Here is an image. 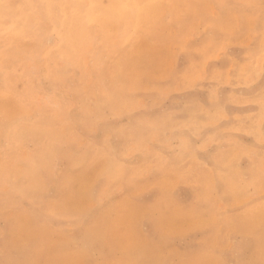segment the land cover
I'll use <instances>...</instances> for the list:
<instances>
[{
    "label": "bare ground",
    "instance_id": "6f19581e",
    "mask_svg": "<svg viewBox=\"0 0 264 264\" xmlns=\"http://www.w3.org/2000/svg\"><path fill=\"white\" fill-rule=\"evenodd\" d=\"M256 1L0 0V97L10 96L16 104L10 117L0 110V129L11 119L9 129H22L25 141L33 140L38 177L51 156L63 164L66 173L62 179L54 176L51 188L36 195L35 264H264V186L252 191L254 198L237 225L223 226L202 207L166 201L153 204L143 188L132 183L126 187L128 180L141 179L148 170L129 163L134 146L126 144L118 156L105 142L110 131L120 133V120L129 118L125 128L131 130L145 121L155 123L157 131L149 139L152 145L170 137L163 135L165 131L172 135L182 128L193 136L183 145L193 147V138L216 116L202 117L199 111L205 106L193 103L186 118L173 126L150 101L177 97L179 75L185 76L191 57L185 46L201 42L218 47L227 37L244 33ZM241 58L235 63L245 71L249 64ZM134 84H139L141 94L131 98ZM100 132L103 141L95 138ZM203 137L202 145L207 148ZM82 138L86 139L83 145ZM239 158H231L228 164L237 175H241L236 165ZM179 167L170 161L163 168L160 181L167 193L175 190L177 180L172 174ZM244 188L234 193L238 204L248 202ZM120 192L122 199L111 200ZM48 198L55 206L53 218L40 207ZM69 229L77 233L75 238L69 236ZM13 241L8 244L14 246L17 239ZM0 261L23 264L9 254H3Z\"/></svg>",
    "mask_w": 264,
    "mask_h": 264
},
{
    "label": "rangeland",
    "instance_id": "374dc122",
    "mask_svg": "<svg viewBox=\"0 0 264 264\" xmlns=\"http://www.w3.org/2000/svg\"><path fill=\"white\" fill-rule=\"evenodd\" d=\"M255 4L256 5L251 8L253 11L249 12V17L251 18V20L249 21V23H245L244 33H240L236 35L235 38L231 39L227 37L224 41H221L219 43L218 47L213 45L209 46L201 42L189 44L188 47L185 46L184 49L186 50L188 48L187 51L191 56L189 57L190 60H188V64L192 69H190V71V67L188 66V70H186V74L188 75H179V82L177 87L179 90L177 89L176 91V96L178 98L165 97V101L163 100L164 98L160 101L152 98L150 101L152 105H158L157 110L162 115H166L167 120L171 122L173 126H175L174 124L176 122H182L183 119L186 118L188 114L187 112L190 111V109L192 108L191 105L193 103L205 106L203 108L205 109L204 111L206 113L201 109L199 111V113L201 112L200 115L202 117H205L207 115H210L212 117L216 116V119L212 120L213 123L204 126L202 129H200L199 135L197 137H194L195 140L193 138V147L185 148V146L183 145V142L185 140L190 139L193 136L192 131L187 132L186 129L182 128H180L178 132L175 131V133L172 135L170 133L171 131H165L163 135H169L170 137L166 141L162 140L152 145L149 139H152V136H155L154 131H157V129H153L154 127L156 128L155 123L153 122V125L152 122L145 121L143 124L138 125L141 128L136 127L131 130L125 128L129 124V118H122L119 122V126L123 129V131L121 129L120 133L117 132L118 135L116 132L110 131L112 135H108L105 139V142L108 143V145L112 148V152L118 156H121L122 148L126 144L134 146L135 151L133 156L129 159V163L133 166L141 164L148 170V172L145 173V175L141 179H136L133 181L128 180V182L126 183V187H129L132 183L136 184L138 188H143L149 193L147 200L153 204L166 201L167 203L174 202L179 206L202 207L206 209L212 216H214L215 219L218 220L219 223H221V225L224 224L223 226L227 227H233V225L235 226L240 222V216L245 210V206L254 198V192L252 191H254L256 186H264V172H262V170H264V0H257ZM256 6H258L257 9ZM249 27L252 29V31ZM256 29L258 30V32ZM249 34L250 36H248ZM256 38L260 39L256 40ZM249 39L251 40V42ZM258 41L259 43L257 44ZM220 46L224 47H221V49L219 50ZM195 48H198L197 52L200 49L199 51H201V53H197ZM223 48L224 50H222ZM213 49L217 53L214 52ZM248 51H250L251 53H248ZM196 53L198 56L196 55ZM202 53H206V55L203 56ZM239 58H241L245 63L249 64L248 68L245 71L243 70V67L238 66V64L235 63L236 59ZM196 62L198 64H196ZM214 69L217 71H215ZM225 72H227L228 74ZM191 77H194L193 79L195 80L191 79ZM232 77H234L235 79ZM222 78L224 81H221ZM255 78L257 79L256 81ZM192 81L195 83H193ZM185 82L186 84H184ZM208 87H210L211 89ZM181 88H183V90ZM7 92H9V90ZM129 94L131 98L138 97L141 94L139 84H134L131 87ZM181 95L183 96L181 97ZM255 97H257L258 99H256ZM261 99H263V101ZM239 101L241 103H239ZM186 107L189 108L187 109ZM0 110L4 112V116L6 117H10V113L13 110H16V104L10 98V96L0 97ZM169 113L171 119L168 116ZM247 113L251 115H248ZM10 122L11 119H6L4 129H0V257H2L3 254H5V256L9 254V257L11 258H14L16 256L19 257L23 264H35L36 243L34 227L36 224L35 220L37 214H35L34 210H36V203L38 201L36 195L38 191H47L49 188H51V185L53 183L52 179L54 178V176L62 179L66 176V173L64 171L65 169L63 164L56 158L51 156L46 160L45 164L43 165L42 173L38 177L36 173L37 160L33 156L35 155L36 151L35 143L32 139L28 138H26L25 141L22 129H9L11 127ZM238 126L241 127V129H239ZM145 131L147 132V134ZM102 134L104 133H98L95 138L103 141ZM201 137L205 138L208 141L209 144L207 148L202 145ZM226 137H229L230 140H227ZM119 138H121L120 142L118 141ZM261 138L263 139V141ZM82 139H80V143L83 145L86 143V139ZM223 139H225L226 141ZM234 139L236 141H233ZM24 141L27 144H25ZM119 144L121 146H119L118 148ZM239 147L241 149H239ZM259 148L261 149L259 150ZM222 151H226V153H223ZM182 153L184 155H182ZM229 153L231 154V156ZM232 155L233 157H240L238 160H236V165L239 170L241 169V175H237L232 166L228 165L230 164V159L233 158ZM217 158L220 159L218 160ZM254 160L256 163H254ZM170 161L177 162L180 167L172 174V176L176 177L177 180L175 190L173 192L167 193V187L163 182L160 181V176H162V173L164 172V166L169 164ZM216 161L218 162L216 163ZM226 162L228 163L226 164ZM245 168L246 172H243L245 171L243 170ZM230 169L232 170V172L229 171ZM210 172L212 174L209 175ZM233 174L236 175L233 176ZM237 176L239 179H237L238 181L235 180V177L237 178ZM223 180H225L226 182ZM233 181L234 184H232ZM246 181H249L250 183ZM258 181L261 182L259 183ZM234 185H236V189H239V187H245V195L246 198L248 197L247 203L238 204L235 202V199L238 196L234 194L236 189L235 191H233L234 189H232ZM218 194H223L224 197L220 198ZM123 196L124 194L120 192L111 200H114L115 198L122 199ZM208 202H210V204ZM40 207L45 208V212L48 218H53L52 216L54 215L53 210L55 209V206L52 205V199L48 198L41 204ZM220 216L223 217V219ZM234 218H236L237 220ZM227 219H229L228 222ZM222 220L225 222H223ZM51 230H47L46 233H50ZM67 233L71 238H75L77 236V233L74 230L69 229ZM15 239H17V242L14 246L11 245V243H9L10 245L8 244V242H12L13 244V240ZM0 264H2L1 261ZM184 264H187V262H184Z\"/></svg>",
    "mask_w": 264,
    "mask_h": 264
}]
</instances>
